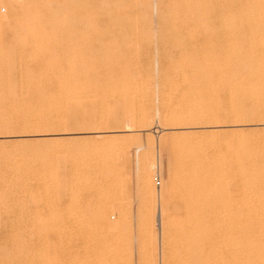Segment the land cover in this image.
<instances>
[{"label":"rangeland","instance_id":"rangeland-1","mask_svg":"<svg viewBox=\"0 0 264 264\" xmlns=\"http://www.w3.org/2000/svg\"><path fill=\"white\" fill-rule=\"evenodd\" d=\"M0 29L48 79L0 87V264H182L171 156L198 155L203 212L264 214V0H0Z\"/></svg>","mask_w":264,"mask_h":264},{"label":"bare ground","instance_id":"bare-ground-1","mask_svg":"<svg viewBox=\"0 0 264 264\" xmlns=\"http://www.w3.org/2000/svg\"><path fill=\"white\" fill-rule=\"evenodd\" d=\"M242 4H240V5H242ZM9 56H11V55H9ZM13 57H14V55H13ZM2 58H1V60H2ZM8 59H9V57H8ZM15 59H16V57H15ZM5 60H7V59L5 58ZM10 60H12V59H10ZM1 62H3V64H4V62H6V61H1ZM10 62H9L10 66L7 62L8 67L11 68V64L13 67H15L16 64L14 65L13 61H10ZM16 62H18V61H16ZM16 62L14 61V63H16ZM3 64H2L3 68L1 67L2 70H0V87H2V88H4V87L8 88L10 85L13 86L14 84H18L19 82L17 83V81H20V80H17V79H19V78H21V81H20L21 84L27 82V84L30 83V85H31V83L34 85V84H36V82H43V79L48 80L47 75H46L47 71L46 72L38 71V72H40V75H39V74H36L35 71L32 72V71L27 70L26 72L23 71L24 72V73H22L23 76L17 78V76L18 75L20 76L21 74L18 73L16 76V73H17L15 71L16 68H13L11 70H10V68L6 69L5 66H7V65L4 66ZM4 68H5V70H3ZM49 74L50 73L48 72V75ZM18 85H17V89H18ZM33 85H32V87H33ZM37 86H35V88ZM23 87H21V88L23 89ZM24 88H26V87H24ZM8 90H9V88H8ZM10 90L12 92H13V90H15L14 92H16L15 88L14 89L11 88ZM37 90L38 89H36V93H37ZM39 91L41 92L43 90L42 89L40 90V88H39ZM8 92H7V94H9ZM12 92H10V93H12ZM17 92H18V94H17ZM17 92H16V94H17V96H19L20 91H17ZM27 92H29V90ZM5 93H6V91H5ZM24 93L25 92H23V94ZM256 93H258V92H255L254 94L256 95ZM23 94L22 95L20 94V95L23 96ZM46 94L50 95L48 92H46ZM11 95L13 96V93ZM11 95L9 94V96H11ZM39 96H41V95H39ZM6 97H8V96L6 95ZM12 98L14 99V97H12ZM46 98H49V96H46ZM54 100H52V101H54ZM13 101H15V100H13ZM44 101H47V99ZM7 102H10V101H7ZM12 102H11V104H12ZM29 102H30V99H29ZM29 102L24 103V104H26V105L28 104V106H30L29 104L35 105L34 103H29ZM31 102H32V100H31ZM33 102H34V100H33ZM17 103H18V101H17ZM24 104H22V105H24ZM36 104L41 105L40 103H36ZM18 105H19V103H18ZM26 105H24V106H26ZM33 105H31V106H33ZM39 105L37 106V109H38V107H40ZM50 105H49V107H50ZM53 105H56V104L53 103L52 107H53ZM21 107H20V109H21ZM35 107H36V105H35ZM41 108H42V106H41ZM45 108L43 110L41 109V111L44 112ZM54 108H55V106H54ZM10 109H11V107H10ZM23 109H24V107H22V110ZM31 109H33L32 110L33 112L36 110V109L34 110L33 107H31ZM49 109H47L45 112L46 116L42 117L43 114L40 115V117L42 119L41 118L36 119V117H38V115L41 114L40 111H39L40 113L37 112L38 114H34V116H33V114L30 113L33 116V118L31 116V118H30L31 124L29 123L31 126L29 128H32V127L34 128V126H37V127H40V129L38 128V130H41V128L43 129L44 127H46V129H45L46 131L48 130L47 129L48 126L50 127V129L55 128L57 125L55 127L52 126V123L54 124V122H55L54 121L55 119H53V118H55V117H53L55 115L52 113L51 114L53 116L50 115V112H48ZM17 110H13L14 112L12 110L11 111L13 113H16ZM68 110H69V108H68ZM74 110H76V109H74ZM54 111H53V113H54ZM20 112H21V115L22 116L24 115V117H25L26 114H23V113L27 112V109H24V111L20 110ZM76 112H79V111H76ZM34 113H36V111ZM30 114H28V115H30ZM150 114H149V119L152 116V115L150 116ZM13 115H15V114H13ZM19 116H20V114H19ZM51 116L53 118H51ZM62 116H63V114H62ZM16 117H17V115H16ZM26 117H28V116H26ZM20 118H21V116L18 117L16 122L18 120L19 121L22 120L23 117L21 119ZM24 121H29V119L25 120V118H24ZM144 121L145 120H143L142 122L146 123V121L145 122ZM20 123L21 122H18L16 124H20ZM25 123L26 122H24V125H22L23 124V120H22L21 125L24 126L23 129H26V127H27V126L25 127ZM12 124L15 125L14 123H12ZM70 124H71V122H70ZM32 125H34V126H32ZM37 127H35V128H37ZM45 130H43V132ZM51 131H53V130H51ZM54 131H56V130H54ZM47 132H50V131H47ZM95 134L98 136H101V134L98 132L97 133L95 132ZM182 153H184V152H182ZM185 155L186 154H184L185 158H183V157L172 158L173 156H171L170 158L166 157L167 159L165 158V160L163 161V167H162L163 168L162 169L163 176L162 177L164 178V189L161 190L162 192L160 194L161 200H162L163 214H164V217H166V219H167L166 223H165L166 227L168 229H173L175 227H179L178 229H180L179 234H178L179 236L177 237L178 243H176V244L179 245L180 249H181V251H179V252H181L180 253L181 255L179 256L180 260L184 257L182 264H264V214H262V215L258 214L257 215L255 213L254 215L253 214L251 215L252 212L248 215L246 213L242 214V213H223V212L222 213H216V214H213L212 212H210V213H212V214H210V213L203 212V209H205V211H206V209L208 207L205 206V204H203L204 202L203 203L201 202V204H203L205 207L202 206L200 204V201H203V199H199L200 195L205 191V188H206V185H205L206 183L201 179L202 177L199 176L200 175V172H199L200 171L199 170L200 169V164H199L200 159L197 157L198 155L197 156L186 155L188 157H186ZM174 156H177V155L175 154ZM12 162H10V163H12ZM3 171H5V170H3ZM198 172H199V174H198ZM2 175H4V174H2ZM1 178H2V176H1ZM4 178L6 180V176H4ZM146 179H147V177L145 175H143L142 180H141V183H142L141 185H144L145 189H146V187H148L146 185L147 184ZM0 182H1V180H0ZM144 186H142V187H144ZM155 195L156 194L154 193V196ZM202 197L203 196L201 195V198ZM210 208H212V207H210ZM172 216H174V218H172ZM32 225H33V223H32ZM46 229H48V228H46ZM0 240H1L0 242H2L5 239L0 238ZM15 240L16 239H14V241ZM174 244H175V242H174ZM1 245L2 244H0V246ZM15 245L17 246L18 243ZM179 246L177 248H179ZM5 247L3 245V248L0 250L1 251L3 250V252H5V249H4ZM7 251H6V253H7ZM13 251H11V252H13ZM23 253H25V252H23ZM3 254H5V253H2L0 255L2 256ZM14 254L15 253H13V255ZM18 254H20V252ZM3 256H4V259H7L5 255H3ZM16 256L17 255L15 254V257ZM181 256H183V257H181ZM175 258H177V257H175ZM9 259L10 258L8 257V260ZM16 259L17 258H15V262L20 260V259H17V261H16ZM8 264H11V263L9 262Z\"/></svg>","mask_w":264,"mask_h":264}]
</instances>
